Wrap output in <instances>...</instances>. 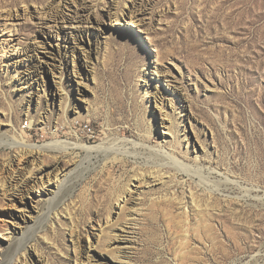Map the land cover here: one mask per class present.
Segmentation results:
<instances>
[{
  "label": "rangeland",
  "instance_id": "1",
  "mask_svg": "<svg viewBox=\"0 0 264 264\" xmlns=\"http://www.w3.org/2000/svg\"><path fill=\"white\" fill-rule=\"evenodd\" d=\"M77 1L0 0V168L31 148L61 172L17 206L0 191V261L264 264V0Z\"/></svg>",
  "mask_w": 264,
  "mask_h": 264
},
{
  "label": "bare ground",
  "instance_id": "2",
  "mask_svg": "<svg viewBox=\"0 0 264 264\" xmlns=\"http://www.w3.org/2000/svg\"><path fill=\"white\" fill-rule=\"evenodd\" d=\"M74 3H78L77 0H74ZM50 11V10H49ZM48 10H46L45 12L40 11V13L38 14V17L41 18V20H43L44 24H47L48 26H50V22H48V19H52V22L56 23L58 22L57 20V16L55 15H50V12ZM25 14H27V9L24 12ZM58 14V13H57ZM131 17L132 18H136V14L131 11L130 12ZM7 18H10V20L13 18V15H8L6 16ZM62 22L65 23L66 25H69L68 27H71L70 29L74 28V29H78L80 25L84 24V23H90L92 25H96L93 21L92 18L90 17V15L85 16L83 14H78V17H76L73 21H70V23H68L69 20H67L66 17L61 18ZM55 24V25H56ZM66 25H61V26H56V28L58 29L57 33L53 35V37L55 38V40L59 41L56 47V51L57 54L54 57V59H57V57L59 58V60H61L63 63L65 61H70V58L73 57V62L75 63V58L78 57V48H82V49H88L86 48V46L84 44H82L77 38H76V34L74 32H66L65 28L67 27ZM54 28L53 26H50ZM49 34H47V39H50ZM73 41H79L78 44L79 46H72L70 42ZM51 43V41H50ZM62 43H65L64 46ZM92 45L93 42H90ZM18 49V48H17ZM15 49V50H17ZM46 55H54L55 53L46 48ZM80 50V49H79ZM85 52V51H84ZM86 56V54H85ZM19 58V59H18ZM20 56L18 54V57H16L14 60V57H12V61L14 63L15 67L19 66V60H20ZM43 61H40L38 64V70H40L41 74L44 73V65L47 66V69L50 72H54V70L56 68H58L57 63L55 62V60L53 59V63L50 62L49 60H46L45 57H41ZM47 58V57H46ZM39 59V57H38ZM68 64V63H65ZM25 82L29 83V84H39L40 86V74L39 73H31L28 76H25ZM60 88V87H59ZM39 90V88L37 89V91ZM62 90V89H61ZM62 92V91H60ZM163 124L165 125V123L163 122ZM14 145H19V146H23V144H16L14 143ZM73 146H79V145H73ZM29 147V146H26ZM85 147V146H83ZM87 148V147H86ZM31 149V148H30ZM29 149V150H30ZM28 150V151H29ZM152 150H155L158 154H164L165 156L169 157L170 160H172V162L182 168H191L189 166H185L182 162L178 161L177 158H175L174 156H172V154H167V152H165L163 150V148H152ZM22 152L20 158L18 159V161L16 163H12L9 164L8 168H5V166H3L2 168H0V191L2 194H4L5 196H7L6 198L10 199V202L12 203V205L17 206L16 204V197L22 202L24 200V198L26 196H30L31 193L33 191H35V186L37 184H43V185H49L52 183L53 180L56 181V183H58L61 179L60 177V170L55 171V173L51 172L50 170H45L42 166H41V160L40 157L38 156V153H35L34 151H29V152ZM37 166V167H36ZM37 168V170H36ZM18 176H20L18 178ZM140 183H142V181L139 182V185H141ZM20 185H25V188L22 190H19V192L15 191L14 189H19L18 187ZM120 232H124V230L121 228H119L115 233V239L112 243V247L114 249H118V250H122L125 247V237H122V235H120ZM75 242V246L77 245ZM17 246V245H14ZM91 247L89 248V252H91ZM17 248V247H16ZM20 249H16L13 250L12 248L5 253V255H3L2 261H0V264H11L13 261H15V257L16 255L19 253ZM87 261H91V254H88L87 256ZM93 257V256H92ZM96 259V263L97 264H108V260L106 257L103 256V258H94ZM93 260V259H92ZM25 261V260H23ZM22 261V262H23ZM86 261V260H84ZM85 262H81V264H83Z\"/></svg>",
  "mask_w": 264,
  "mask_h": 264
}]
</instances>
